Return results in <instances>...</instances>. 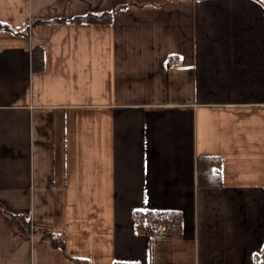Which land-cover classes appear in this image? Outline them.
<instances>
[{
    "label": "crops",
    "instance_id": "obj_1",
    "mask_svg": "<svg viewBox=\"0 0 264 264\" xmlns=\"http://www.w3.org/2000/svg\"><path fill=\"white\" fill-rule=\"evenodd\" d=\"M0 24V264L259 263L264 0H0Z\"/></svg>",
    "mask_w": 264,
    "mask_h": 264
},
{
    "label": "trees",
    "instance_id": "obj_2",
    "mask_svg": "<svg viewBox=\"0 0 264 264\" xmlns=\"http://www.w3.org/2000/svg\"><path fill=\"white\" fill-rule=\"evenodd\" d=\"M259 1V0H258ZM111 13L87 14L74 20L87 22H104L110 20ZM0 28H8L0 24ZM20 33V31H19ZM34 66L41 69L43 67V51L40 48L34 50ZM198 183L202 186H220L222 184V160L218 156H200L198 159ZM154 217L150 226L162 221L166 223L169 236L179 233L182 227V215L178 210H167L161 212H150ZM150 228V227H149ZM261 260L264 262V248L261 252ZM122 264V263H121ZM130 264V263H123Z\"/></svg>",
    "mask_w": 264,
    "mask_h": 264
},
{
    "label": "built area",
    "instance_id": "obj_3",
    "mask_svg": "<svg viewBox=\"0 0 264 264\" xmlns=\"http://www.w3.org/2000/svg\"><path fill=\"white\" fill-rule=\"evenodd\" d=\"M149 234L154 240H162L169 237V232L166 223L159 221L149 228ZM258 264H264L262 260Z\"/></svg>",
    "mask_w": 264,
    "mask_h": 264
}]
</instances>
